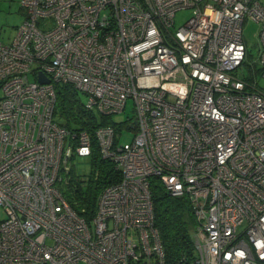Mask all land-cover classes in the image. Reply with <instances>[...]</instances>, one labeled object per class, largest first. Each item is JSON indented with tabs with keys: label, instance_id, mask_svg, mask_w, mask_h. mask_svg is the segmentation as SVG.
Segmentation results:
<instances>
[{
	"label": "built area",
	"instance_id": "2783aa9c",
	"mask_svg": "<svg viewBox=\"0 0 264 264\" xmlns=\"http://www.w3.org/2000/svg\"><path fill=\"white\" fill-rule=\"evenodd\" d=\"M19 3L24 18L0 41V264H166L151 177L188 196L196 216L195 255L176 264H264V3ZM187 7L196 14L172 29ZM247 19L260 24L249 67ZM55 84L100 115L132 100L123 127L94 129L121 177L90 219L59 188L68 162L92 147L88 131L54 120ZM124 129L133 137L119 143Z\"/></svg>",
	"mask_w": 264,
	"mask_h": 264
},
{
	"label": "trees",
	"instance_id": "16d2710c",
	"mask_svg": "<svg viewBox=\"0 0 264 264\" xmlns=\"http://www.w3.org/2000/svg\"><path fill=\"white\" fill-rule=\"evenodd\" d=\"M247 48L245 63H248L250 51ZM249 78H251V71ZM56 104L54 120L75 131L85 129L91 137L92 170L89 177L84 180L70 175L59 188L69 205L86 219H90L97 207V199L102 189L121 177L112 161L103 158L99 152L94 129L100 125H112L117 129L125 125V121L114 124L110 122L109 115H100L85 108L82 92L67 84H55ZM82 93V94H81ZM150 189L153 201L154 224L159 232L160 240L165 252L166 264H176L185 258L189 262L195 255L194 232L197 220L191 207L188 196H172L163 187L158 177L150 178Z\"/></svg>",
	"mask_w": 264,
	"mask_h": 264
},
{
	"label": "rangeland",
	"instance_id": "374dc122",
	"mask_svg": "<svg viewBox=\"0 0 264 264\" xmlns=\"http://www.w3.org/2000/svg\"><path fill=\"white\" fill-rule=\"evenodd\" d=\"M264 3V0H260ZM20 0H0V41L7 43L12 40L16 33V26L22 21L24 15V9L20 7ZM197 12L194 7H187L178 9L175 12L174 24L172 29L180 27L187 19L195 15ZM260 24L254 20L247 19L243 23V37L246 44L249 46V59L255 58L258 55L260 49V43L258 40V30ZM82 94V93H81ZM1 95V91H0ZM83 99L85 95L82 94ZM134 116L132 100L128 99L123 111L113 113L109 116V121L118 124L128 118ZM133 129H124L119 137V143H125L130 141L133 137ZM68 166L70 171L64 173V178H68L70 175L78 178L79 180H86L92 170L91 158L89 156H75L69 162ZM2 215L0 210V216ZM80 264H85L80 262Z\"/></svg>",
	"mask_w": 264,
	"mask_h": 264
},
{
	"label": "water",
	"instance_id": "95a60500",
	"mask_svg": "<svg viewBox=\"0 0 264 264\" xmlns=\"http://www.w3.org/2000/svg\"><path fill=\"white\" fill-rule=\"evenodd\" d=\"M37 80L41 83L49 82V79L42 72L37 73Z\"/></svg>",
	"mask_w": 264,
	"mask_h": 264
},
{
	"label": "crops",
	"instance_id": "0c3cea01",
	"mask_svg": "<svg viewBox=\"0 0 264 264\" xmlns=\"http://www.w3.org/2000/svg\"><path fill=\"white\" fill-rule=\"evenodd\" d=\"M23 18H24V15H23Z\"/></svg>",
	"mask_w": 264,
	"mask_h": 264
}]
</instances>
